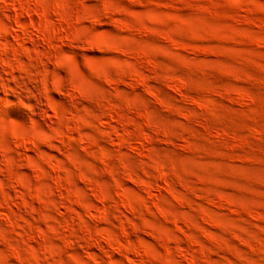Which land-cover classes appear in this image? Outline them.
<instances>
[{
	"label": "rangeland",
	"instance_id": "obj_1",
	"mask_svg": "<svg viewBox=\"0 0 264 264\" xmlns=\"http://www.w3.org/2000/svg\"><path fill=\"white\" fill-rule=\"evenodd\" d=\"M0 264H264V0H0Z\"/></svg>",
	"mask_w": 264,
	"mask_h": 264
},
{
	"label": "bare ground",
	"instance_id": "obj_2",
	"mask_svg": "<svg viewBox=\"0 0 264 264\" xmlns=\"http://www.w3.org/2000/svg\"><path fill=\"white\" fill-rule=\"evenodd\" d=\"M23 26V25H22ZM24 27H25V24H24Z\"/></svg>",
	"mask_w": 264,
	"mask_h": 264
}]
</instances>
